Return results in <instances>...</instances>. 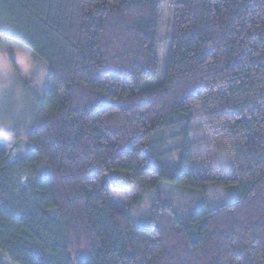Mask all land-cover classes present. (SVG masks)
Listing matches in <instances>:
<instances>
[{"label": "trees", "instance_id": "obj_1", "mask_svg": "<svg viewBox=\"0 0 264 264\" xmlns=\"http://www.w3.org/2000/svg\"><path fill=\"white\" fill-rule=\"evenodd\" d=\"M163 3L173 10L165 75L141 89L157 73ZM0 35L47 69L29 151L24 139L11 160L0 150V255L264 264V0H0ZM173 130L182 143L170 176ZM204 156L231 179L196 177ZM146 184L154 203L140 224L131 207ZM212 185L236 195L211 204Z\"/></svg>", "mask_w": 264, "mask_h": 264}, {"label": "rangeland", "instance_id": "obj_2", "mask_svg": "<svg viewBox=\"0 0 264 264\" xmlns=\"http://www.w3.org/2000/svg\"><path fill=\"white\" fill-rule=\"evenodd\" d=\"M172 30L173 10L170 5L163 3L155 49L158 61L157 73L154 79L142 81L141 89L155 87L163 81L170 53ZM46 87L47 69L45 65L38 62L33 53L21 43L0 35V150L5 151L10 160L18 154L20 142L23 139L25 152L22 155L30 149L25 136L31 129V125L37 126L43 120L38 103L40 100L42 101ZM177 131L173 130L166 133L167 138L173 137L167 141L166 150L170 151V155L163 162L164 170L170 176L175 175V163L178 160L176 153L179 154V152L175 148H177L179 141L182 143L176 136ZM199 149L200 144L193 146V155H199ZM204 159L207 161V165L203 169L195 171L196 177L219 181L230 180L233 176L232 168L227 166L224 170L219 167L220 165L212 164L207 156H204ZM150 189V185L146 184L139 207H131L133 219L140 224L146 223L154 203ZM235 195L236 192L233 189H224L217 185H212L207 189V196L211 204L227 202ZM137 196V193L133 194V198L136 199ZM131 201L130 198L129 203L126 204L127 208ZM0 264L14 263L6 256L0 255Z\"/></svg>", "mask_w": 264, "mask_h": 264}]
</instances>
